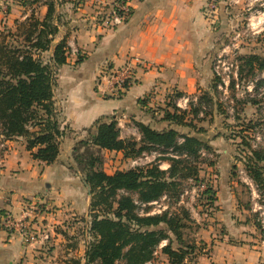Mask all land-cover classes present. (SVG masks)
Segmentation results:
<instances>
[{
  "label": "crops",
  "instance_id": "1",
  "mask_svg": "<svg viewBox=\"0 0 264 264\" xmlns=\"http://www.w3.org/2000/svg\"><path fill=\"white\" fill-rule=\"evenodd\" d=\"M25 0H0V29L28 16L33 9L42 17L47 6ZM57 11L69 20L59 26L54 42L73 39L85 54L74 63L67 57L57 73L54 104L60 127L65 130L58 156L50 164L32 158L23 137L0 141V216L19 217L25 202L43 203L39 221L48 239L27 243L8 233L0 224V264H71L83 261L86 239L74 235L79 228L87 233L90 189L81 172L73 168L71 150L80 138L94 134L96 119L110 117L120 134L130 131L139 139L136 122L154 125L161 110L176 99L196 97L212 81V59L219 50L218 38L224 25L229 0H132L129 18L115 28L95 22L112 0H59ZM80 4L74 7V2ZM216 3L217 24L205 14L208 3ZM221 25V28H218ZM69 53V51H68ZM136 59L133 75L122 90L111 92L101 79L106 67H120ZM119 157L120 152L103 150ZM215 194L217 219L237 236L245 224H236V193L222 187ZM240 220V219H239ZM223 236L209 253L194 264H264V240L244 236Z\"/></svg>",
  "mask_w": 264,
  "mask_h": 264
},
{
  "label": "trees",
  "instance_id": "2",
  "mask_svg": "<svg viewBox=\"0 0 264 264\" xmlns=\"http://www.w3.org/2000/svg\"><path fill=\"white\" fill-rule=\"evenodd\" d=\"M24 2L31 5L41 2L47 10L40 17L33 9L25 18L15 20L12 26L4 25L0 29V141L21 136L32 158L50 164L56 160L65 135L53 100L58 69L68 57L66 37L54 42L61 21L57 12L61 2ZM242 58L251 71L255 67L264 68V56L250 54ZM82 59L80 55L77 62ZM182 96L176 93L174 101L167 103L161 110V120L168 124L192 126V120L201 112L195 106L201 98L196 97L194 101L190 97L188 108L182 109L176 103V99ZM93 126L94 134L77 141L72 148L73 163L77 165L73 168L81 172L90 189L87 233L91 239L83 261L74 258L71 264H117L120 260L125 264H146L153 259L162 240L167 242L160 251L172 263H180L186 253L170 245L168 233L178 240L181 237L184 226L182 206L179 205L178 211L164 209L160 213H150L148 205L172 195L178 201L182 194V178L198 177V159L202 150L211 149L208 140L197 135L203 129L197 128L195 135L180 134L171 126L158 130L136 122L140 134L137 141L121 137L117 121L110 117L96 119ZM238 132L240 137H245ZM241 140V146L249 150L242 161L246 174L257 191L263 194L264 150ZM90 146L96 150L90 151ZM80 147H87L85 156L79 153ZM103 150L120 152L124 159H135L156 150L160 155L145 166L108 172L103 168L100 155ZM162 159L167 160L166 169H160L156 163ZM204 193L211 201L215 200V192L210 186ZM135 201L145 204L142 213ZM184 214L188 216L187 211Z\"/></svg>",
  "mask_w": 264,
  "mask_h": 264
},
{
  "label": "rangeland",
  "instance_id": "3",
  "mask_svg": "<svg viewBox=\"0 0 264 264\" xmlns=\"http://www.w3.org/2000/svg\"><path fill=\"white\" fill-rule=\"evenodd\" d=\"M75 3L77 6L80 1ZM225 7L224 21L221 24L224 27L218 38L219 50L212 59V81L205 89L194 95L201 98L200 103L195 102V106L201 109L198 117L192 120V126L173 123L154 125L158 130L171 126L180 134L190 135H195L197 128L203 129L197 135L208 140L211 148L209 151L202 150V155L198 159L200 167L198 177L182 178L180 182L182 194L178 201L175 200V195H172L170 198L163 197L148 205L150 213H160L164 209L178 211L179 205L182 206L184 226L181 237L178 240L172 233L168 235L170 245L174 249L183 250L186 253L185 258L180 263H172L168 256L159 250L146 264H194L202 254L210 257L209 253L215 241L229 235L227 227L217 219L218 206L204 193L209 186L215 194L220 190L221 185L236 193L234 201L240 210L236 209L232 217L236 218V224L245 225L237 236L228 237L238 239L244 236L257 241L264 240V193L260 194L257 191L255 184L246 174L242 161L245 160L249 150L241 146L243 144L241 139H244L247 144L253 145L252 147L264 150V68L255 67L251 71L242 58L250 54L264 56V0H229ZM58 14L61 16L60 25L69 21L64 17V13L58 12ZM215 16L214 13L208 16L214 25L219 20ZM98 18L95 19L97 23L100 21ZM221 25H218V28H221ZM66 45L68 56L74 63H78V57L80 55L84 57L85 54H82L73 39L68 40ZM214 69L218 73H215ZM196 97H193L194 101ZM187 108L188 98L182 99V109ZM238 131L245 137H240ZM121 137L135 138L130 131L123 132ZM84 139L88 138H80L77 141ZM86 148L80 147L79 153L85 156ZM89 149L96 150L93 146ZM158 152L157 150L146 152L137 158L135 163H132L133 158H121V154L118 157L102 151L100 155L103 168L113 172L117 169L148 165L160 155ZM156 163L160 169L168 167L167 160L162 159ZM73 167L77 165L73 164ZM184 211H187L188 216H185ZM71 235L81 240L86 237L85 246L91 239L90 234L84 236L82 228ZM117 264H125V262L120 260Z\"/></svg>",
  "mask_w": 264,
  "mask_h": 264
},
{
  "label": "built area",
  "instance_id": "4",
  "mask_svg": "<svg viewBox=\"0 0 264 264\" xmlns=\"http://www.w3.org/2000/svg\"><path fill=\"white\" fill-rule=\"evenodd\" d=\"M131 12L132 0H112L111 7L107 11L98 13V19L100 20L98 23L106 28H115L126 21ZM212 13L216 14V3L214 1L208 3L205 9L207 17ZM211 17H214V15H211ZM140 62L141 61L136 59H130V61L120 67H106L103 69L101 79H104L107 83V89L111 92L124 89L133 75L135 69L134 64L136 65ZM214 71L215 73L217 72L215 69ZM223 81L226 84V80L224 79ZM177 105L180 107L178 103ZM255 138L254 134V139ZM254 146H256V143H254ZM136 159L137 158L133 159L132 163H135ZM135 202L140 205L139 212L142 213L145 204H140L137 201ZM155 202L157 201L151 202L150 204ZM43 211V203L31 199L25 202V207L19 217L12 216L8 213L3 214L0 216V224L8 233L19 235L27 243L36 242L39 238L45 240L49 238V234L42 232L39 227V221ZM165 244L166 241L162 240L157 246L154 254L158 253Z\"/></svg>",
  "mask_w": 264,
  "mask_h": 264
}]
</instances>
